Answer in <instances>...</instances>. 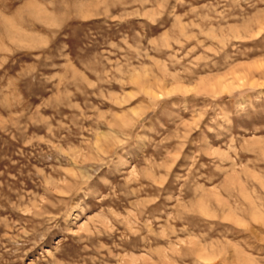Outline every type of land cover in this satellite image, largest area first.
Returning a JSON list of instances; mask_svg holds the SVG:
<instances>
[{
    "label": "rangeland",
    "instance_id": "1",
    "mask_svg": "<svg viewBox=\"0 0 264 264\" xmlns=\"http://www.w3.org/2000/svg\"><path fill=\"white\" fill-rule=\"evenodd\" d=\"M0 264H264V0H0Z\"/></svg>",
    "mask_w": 264,
    "mask_h": 264
},
{
    "label": "bare ground",
    "instance_id": "2",
    "mask_svg": "<svg viewBox=\"0 0 264 264\" xmlns=\"http://www.w3.org/2000/svg\"><path fill=\"white\" fill-rule=\"evenodd\" d=\"M243 80V78H240L239 79V81H242ZM181 87V86H180ZM179 86H176V87H173V88H171V89H168V90H166V89H164L160 94H162V93H164V92H168V91H173V90H176V89H178V88H180Z\"/></svg>",
    "mask_w": 264,
    "mask_h": 264
}]
</instances>
